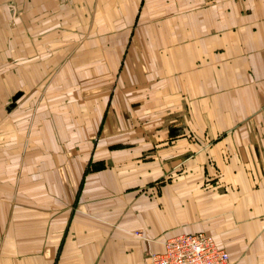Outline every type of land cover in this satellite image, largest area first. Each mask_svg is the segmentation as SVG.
<instances>
[{
    "label": "crops",
    "instance_id": "1",
    "mask_svg": "<svg viewBox=\"0 0 264 264\" xmlns=\"http://www.w3.org/2000/svg\"><path fill=\"white\" fill-rule=\"evenodd\" d=\"M201 233L264 264V0H0V264Z\"/></svg>",
    "mask_w": 264,
    "mask_h": 264
},
{
    "label": "built area",
    "instance_id": "2",
    "mask_svg": "<svg viewBox=\"0 0 264 264\" xmlns=\"http://www.w3.org/2000/svg\"><path fill=\"white\" fill-rule=\"evenodd\" d=\"M150 258L149 264H232L229 253L203 233L170 238L163 253Z\"/></svg>",
    "mask_w": 264,
    "mask_h": 264
}]
</instances>
